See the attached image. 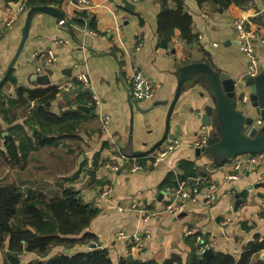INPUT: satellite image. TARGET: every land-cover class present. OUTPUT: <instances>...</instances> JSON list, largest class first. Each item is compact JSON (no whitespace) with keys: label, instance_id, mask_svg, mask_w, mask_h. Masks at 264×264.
I'll return each mask as SVG.
<instances>
[{"label":"crops","instance_id":"crops-1","mask_svg":"<svg viewBox=\"0 0 264 264\" xmlns=\"http://www.w3.org/2000/svg\"><path fill=\"white\" fill-rule=\"evenodd\" d=\"M88 1L79 6L78 0L59 4L0 0V81L5 77L0 104L8 109L10 119L6 121L0 112V182H14L23 190L49 196L71 188L84 204L98 202L99 213L84 232L95 235L92 242L107 249L115 263L121 257L163 262L173 255L185 262L201 241L204 249L238 258L252 242L264 239V151L234 154L227 143L234 130L224 129V121L254 115L255 125L264 126V121L256 124L261 118L250 100L242 99L250 95L240 81L249 58L238 47L235 29V23L243 20L264 36V0H244L222 11L211 1L183 0L195 38L189 42L175 29L166 47L160 46L157 33L158 0ZM37 5L58 7L66 24L36 12L22 43L27 11ZM169 7L176 8V3L170 1ZM77 11L87 16H78ZM75 17L83 23L74 22ZM48 50L55 54V61L46 59ZM209 70L229 73L243 90L236 88L234 97L227 96ZM80 72L89 76L91 91L75 79ZM136 72L150 81L151 98L134 101L131 97ZM34 74H48L50 82L38 84ZM69 83L73 87L67 88ZM52 86L59 88V95L41 107L58 117L64 115V122L47 125L37 122L28 92L19 100L17 91ZM92 93L100 99L99 108L91 103ZM207 108L211 114L209 125L204 126ZM42 130L57 138L56 143L38 145L35 131ZM210 132L221 140L206 144L197 155L195 141L201 135L208 139ZM9 134L17 148L14 161L5 146L4 137ZM167 139H178L180 145L153 167L148 156ZM252 143L244 137L233 141L235 149ZM250 155L257 159L254 165L236 179H228L236 172L233 161ZM137 162L146 168L132 172ZM107 163L119 169L112 171ZM191 174L218 183L219 198L207 203L201 195L196 201H181L178 211L160 219H144L143 210L162 209L174 199L172 191L179 180ZM205 190L201 188V193ZM237 192L243 203L235 211ZM121 232L125 236L119 238ZM90 243L75 244L68 248L69 254L89 250ZM54 249L58 253L64 247ZM259 260L264 261V249L254 252L250 263Z\"/></svg>","mask_w":264,"mask_h":264},{"label":"trees","instance_id":"trees-1","mask_svg":"<svg viewBox=\"0 0 264 264\" xmlns=\"http://www.w3.org/2000/svg\"><path fill=\"white\" fill-rule=\"evenodd\" d=\"M60 1L29 0V4H59ZM158 1L160 11L157 14V33L160 37V46L168 45L175 29L179 30L183 39L192 41L195 38L191 30L192 17L184 11L183 0ZM170 1L176 3V8L169 7ZM203 1L214 3L217 11H222L231 4L240 5L244 2V0H198L199 3ZM76 14L81 17L87 16L85 11H77ZM73 21L83 23L82 19L76 17ZM8 77L12 78L11 74ZM24 92H28V102L35 104L32 112L36 113L37 122L40 123L43 120L47 125L64 122V115L58 117L41 107L59 95L58 87L44 89L20 87L17 91L19 100H23ZM9 103H13V100H9ZM0 112L6 121H10L8 109L3 108L1 104ZM73 115L80 118L77 113ZM35 134L40 146L52 145L57 141L55 137H48L44 130L35 131ZM4 139L10 159L13 161L18 159L13 136L9 134ZM195 176L197 175L187 177L185 175L181 180ZM98 213L99 208L84 204L79 193L71 188L64 189L59 195L49 196L35 189L23 190L14 182H0V248L5 249L3 264H252L250 263L252 254L264 249V239H257L238 258L223 252H214L212 256L206 258L198 255L196 253L198 248L193 247V251L185 262L180 256L173 255L163 262L121 257L115 263L107 249H99L97 243L92 242L91 239H94L95 235L84 232ZM79 243H90L95 246L85 252L65 254L60 251L50 255L54 247L72 248ZM24 253H35L38 258L21 263L20 255ZM253 264H264V261L259 260Z\"/></svg>","mask_w":264,"mask_h":264},{"label":"built area","instance_id":"built-area-1","mask_svg":"<svg viewBox=\"0 0 264 264\" xmlns=\"http://www.w3.org/2000/svg\"><path fill=\"white\" fill-rule=\"evenodd\" d=\"M136 1V0H134ZM88 0H78V5H88ZM59 25L66 24L65 19H61L58 21ZM235 29L237 31V40L238 47L241 52L245 53L248 58V64L246 69V74L250 77H257L264 69V36L258 32L252 31L249 29L243 22V20L237 21L235 23ZM46 59L49 62L55 61L56 56L52 50L47 51ZM39 70V69H37ZM75 79L84 87H89V76L85 72H80L75 76ZM73 87L72 83H69L67 88ZM91 89V88H90ZM91 91V90H90ZM153 96L152 85L150 81L146 80L141 72H136L134 77V88L131 92V97L134 101L142 100L146 98H151ZM242 99L248 101V95L244 94ZM91 103L95 108L100 107V99L96 96L95 93L91 94ZM108 119L107 116H104V121L106 122ZM256 124L261 126L263 125L262 119H257ZM207 144V137L201 135L196 141L195 146L197 148H204ZM180 145V140L178 139H167L162 141L158 148H156L151 154L148 156V162L153 167L158 166L176 147ZM256 157L250 155L249 157H238L233 161V167L236 170L235 173L228 175V179H236L239 174L243 171L249 170L250 165H254L256 162ZM106 167L110 168L112 171H117L119 169V165L107 163ZM146 167L142 163H135L131 167V171H142ZM205 188L206 192L201 193V188ZM221 188L218 183L213 182L207 176L199 175L195 177H190L186 180H180L177 186L172 191L174 194V199L171 200L170 203L166 204L160 210H143V217L145 220L150 218H162L167 213H174L179 210L180 202L184 200L196 201L198 198L203 196V199L207 203H212L219 198ZM93 206V205H92ZM95 207H99L100 204L97 202L94 204ZM135 207V204L132 205ZM188 234V232L186 233ZM121 236H125L123 232L120 233ZM204 241H201L200 247L197 249L196 253L198 255H202L204 251ZM99 248H103L100 245H97Z\"/></svg>","mask_w":264,"mask_h":264},{"label":"water","instance_id":"water-1","mask_svg":"<svg viewBox=\"0 0 264 264\" xmlns=\"http://www.w3.org/2000/svg\"><path fill=\"white\" fill-rule=\"evenodd\" d=\"M128 4L130 6H132L133 4L129 3ZM20 6V3H18L16 5V8L18 10ZM44 12L47 13L49 15H52L54 17L57 18V20H61L64 19V14L62 13V11L58 8L55 7L53 5H37V6H32L29 8V10L27 11L26 14V18H25V24L23 27V32H22V43L25 41L28 32H29V27H30V23H31V19L32 16L36 13V12ZM9 72V70L7 71V73ZM210 74L213 76V79L216 80V84L218 87H222L223 91L227 94V96L229 97H234L235 96V90L236 88H238L239 90H243L242 89V84H238L237 80L235 78H232L229 73L224 72V71H220V70H209ZM5 79V77L0 81V84L3 82V80ZM33 79H35V81L38 84L44 85V84H48L50 82L49 79V75L48 74H34L33 75ZM240 81L244 82V86H246L249 91H250V95H249V100L251 102V106L253 107L255 114L259 115L260 118L264 121V73H262L261 75H258L257 77H250L247 74H244L242 77H240ZM87 91H90V88H86ZM77 91H81V88H77ZM179 94V92H178ZM217 102L219 105H221V99L218 98ZM84 110L86 112H88L90 109L89 107H84ZM207 114L205 115V117L202 119V123L204 126H208L209 125V115L211 114V109L207 108ZM224 121V120H223ZM224 125L225 128L226 127H230L234 130V134L228 139L227 143L231 148V151L234 154H242L245 152H260V151H264V142H259L261 139V137L264 138V126L263 127H258L255 125V118L254 115H247L244 116L241 114L238 118L237 121H234L233 123L231 122H227L224 121ZM243 126H246L245 129H243ZM222 129L223 131L226 132V130ZM237 137H244L246 139H249L251 141H253L252 145H247L245 144L244 147H242L241 149H235L234 148V144L233 141L234 139H236ZM221 138L219 136L214 135L212 132H210L208 134V139H207V145H212L218 141H220ZM258 142V143H255ZM204 148H197L196 149V154L199 155V153L201 151H204ZM239 192H237L235 194V204H234V210L236 211L238 209V206L243 203V199H241L239 197ZM95 244H92L91 247H94ZM63 252L65 254L69 253V249L68 248H64ZM214 254V251L212 248H205L203 253H202V257H210Z\"/></svg>","mask_w":264,"mask_h":264},{"label":"rangeland","instance_id":"rangeland-1","mask_svg":"<svg viewBox=\"0 0 264 264\" xmlns=\"http://www.w3.org/2000/svg\"><path fill=\"white\" fill-rule=\"evenodd\" d=\"M92 207H95L94 206V204H93V206ZM98 207V206H97ZM119 238H122V237H124V235L123 236H121L120 234H119V236H118ZM55 248V247H54ZM52 249V251L50 252V255H54L55 254V249ZM99 248V247H98ZM99 249H101V248H99ZM4 255H5V249H1L0 248V264H3V257H4ZM33 257H35V259L36 258H38L37 256H36V254L35 253H24V254H21L20 255V261H21V263H25V262H28V261H30Z\"/></svg>","mask_w":264,"mask_h":264}]
</instances>
